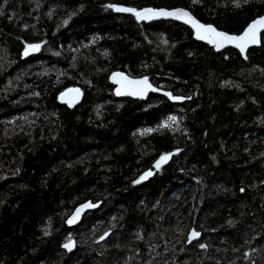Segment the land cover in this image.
Here are the masks:
<instances>
[{
	"label": "trees",
	"instance_id": "16d2710c",
	"mask_svg": "<svg viewBox=\"0 0 264 264\" xmlns=\"http://www.w3.org/2000/svg\"><path fill=\"white\" fill-rule=\"evenodd\" d=\"M240 4L0 0V264H264V32L245 58L107 7H183L239 34L264 0ZM116 70L160 92L117 98Z\"/></svg>",
	"mask_w": 264,
	"mask_h": 264
},
{
	"label": "snow or ice",
	"instance_id": "6c2138e0",
	"mask_svg": "<svg viewBox=\"0 0 264 264\" xmlns=\"http://www.w3.org/2000/svg\"><path fill=\"white\" fill-rule=\"evenodd\" d=\"M5 3H7V0H4ZM198 0H193V3H197ZM236 7H240V0H233ZM249 0H244V3H248ZM109 8H114L117 12H130L133 13L137 20H150L157 17H173L178 20H184L186 23L190 24L196 32V36L200 40H206L208 43L214 45L217 49L223 48L227 45H235L241 53H244L245 50L249 47V45L258 44L259 41V33L262 29H264V16L259 17L258 19L254 20L252 23L248 25V27L245 29V31L240 35H230L226 32L219 31L216 27L213 25H205L195 19L190 12L184 10V9H176L173 11H166V10H154V9H144L142 11H138L134 8H126V7H118L115 5H107ZM0 15H3L2 9H0ZM67 23V21L65 22ZM40 45H28L25 48L24 55L27 56L30 51H36L38 50ZM247 58V57H245ZM114 76H120V79L117 80V83H120L122 85V91L121 89L117 90V95L121 94H128V95H136L143 97L148 90L156 91L157 89H153L152 86L148 83V78L144 77L141 80H129L127 77H124L122 74H114ZM75 91L76 93H79V90H70ZM166 95H169V97L173 100H180L184 99L183 97H175L171 96L170 93H166ZM63 98V94H62ZM177 122V118L175 116L169 117L168 121H165L164 124L161 125V127H171L173 123ZM146 131H152V129H148ZM143 134V133H142ZM172 154H165L160 157V159L156 162V168L159 169L161 164L166 163L167 160L170 158ZM152 175V172L149 171L144 174V176L140 177V180L135 181V183H140L141 180L146 179L148 176ZM243 191V189H241ZM92 205H84L82 207H90ZM80 209H77L76 215L73 217V219L69 220V223H73L76 218H78ZM48 234L47 232L45 233ZM107 235V234H105ZM200 233L193 231L191 233V236L189 238V242H191V239H194L198 237ZM104 237H101L103 239ZM72 242L69 241L64 245L65 248L71 249ZM201 248L206 247V245L201 244Z\"/></svg>",
	"mask_w": 264,
	"mask_h": 264
},
{
	"label": "water",
	"instance_id": "95a60500",
	"mask_svg": "<svg viewBox=\"0 0 264 264\" xmlns=\"http://www.w3.org/2000/svg\"><path fill=\"white\" fill-rule=\"evenodd\" d=\"M126 8H132V7H126ZM134 9H136V8H134ZM144 9H154V10H157V11H158V10H161V9H162V10H166V11H173V10H176V9H184V10L190 12L191 15H192L195 19H197L198 21H200L201 23H203V24H205V25H209V24H210V23L202 22V21L199 20V19H198V18H197V17H196V16H195L190 10H188V9H186V8H183V7H176V8H165V7H144V8L136 9V10H138V11H142V10H144ZM123 13L128 14V15H131V16H133V17L137 20L136 16H135L133 13H130V12H123ZM261 16H264V14L261 15ZM261 16H259V17H261ZM259 17L255 18L254 20L258 19ZM162 20H164V21H174V22L180 23V24H182V25H184V26H187L188 28H190V29L192 30L195 39L200 40V39H198L197 36H196L195 29H194L190 24L186 23L184 20H178V19H175V18H173V17H157V18H153V19H150V20H137V21H139V22H145V23H152V22L162 21ZM254 20H252L250 23H252ZM250 23H249V24H250ZM249 24H248V25H249ZM210 25H213V24H210ZM248 25L246 26V28L248 27ZM213 26L216 27L215 25H213ZM216 28H217L219 31L226 32V33H228V34H230V35H240V34H242V33L245 31V29H246V28H245V29H244L241 33H239V34H235V33H229V32H227V31L221 30V29H219L218 27H216ZM263 32H264V29H262V30L260 31V33H259V41H260V42H259L258 44L249 45V47L245 50L244 53H241V51L239 50V48H237L235 45H227V46H225V47H223V48L217 49L214 45H212V44H210V43H209V44H210L211 46L215 47V49H216L218 52H223V51H225L226 49L233 48V49H236L237 51H239L243 57H246V55H247V53H248V51H249L250 49L255 48V47H259V46L261 45V41H262V33H263ZM201 41H205V42H207L206 40H201ZM207 43H208V42H207ZM117 73L122 74L124 77H127L129 80H141V79H143L144 77H147V78H148V83L152 86L153 89H157V90H156V91L148 90L147 93H146L143 97H141V96H136V95H128V94L117 95V90H118V89H121L122 91H124V89H122V85H121L120 83H117V80L120 79V76H114V74H117ZM110 80H111L112 84L114 85V94H115V96H116L117 98H131V99H134V100H138V99H147V98H149L150 94H154V93H155V94H158V93L160 92L159 87L156 86V85L150 80V78H149L148 76H131V75H129V74H128L127 72H125V71H122V70H116V71H113V72L111 73V75H110ZM77 89L79 90V93H76L75 91H70V90H77ZM62 94H63V98H62ZM62 94H61V96H60L61 101H62L63 103H66V104H68V105H71V106L74 105V104H76V103H78V102L81 100V97H82V92H81V90H80L79 88H70V89L64 91ZM89 204L92 205V206H90V207H82V206H84V205H89ZM100 206H101V202H99V203H93V202H91V201L84 202V203L78 205V206L73 210V212L71 213V215H70V217H69V219H68V224H69V226H70V227H76V226L80 225V224L82 223L84 217L86 216V214H87L88 212L93 211V210H96V209L100 208ZM77 209H80V212H79L78 218H76V219L74 220L73 223H69V220L73 219V217L76 215V213H77ZM193 231L197 232V231L195 230V228H193V229L191 230V233H192ZM198 233H199V232H198ZM106 234H107V235L104 234V235L102 236V237H104L103 239H101L102 241L106 240V239L109 237V235H110L109 232H107ZM200 237H201V234H200L198 237L194 238V239H199ZM69 241H71V242H72V245H73V246L71 247V249H68V248H65V247H64V245H65L66 243H68ZM62 247H63V249H65L67 252H73V251L76 249V247H77V243H76L75 239H70V240H68L67 242H65V243L63 244Z\"/></svg>",
	"mask_w": 264,
	"mask_h": 264
}]
</instances>
